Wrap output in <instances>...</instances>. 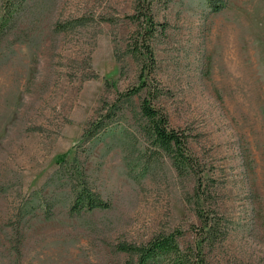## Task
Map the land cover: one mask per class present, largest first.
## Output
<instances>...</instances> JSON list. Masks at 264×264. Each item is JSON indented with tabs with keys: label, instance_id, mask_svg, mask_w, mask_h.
Instances as JSON below:
<instances>
[{
	"label": "rangeland",
	"instance_id": "rangeland-1",
	"mask_svg": "<svg viewBox=\"0 0 264 264\" xmlns=\"http://www.w3.org/2000/svg\"><path fill=\"white\" fill-rule=\"evenodd\" d=\"M3 2L0 22L13 13L0 32V264H125L120 242L174 232L195 244L198 211L225 230L210 264H264V0L151 4L164 28L148 82L210 188L198 205L195 176L140 129L144 89L134 107L122 95L140 84L125 49L135 0ZM74 164L109 207L69 211Z\"/></svg>",
	"mask_w": 264,
	"mask_h": 264
},
{
	"label": "trees",
	"instance_id": "trees-1",
	"mask_svg": "<svg viewBox=\"0 0 264 264\" xmlns=\"http://www.w3.org/2000/svg\"><path fill=\"white\" fill-rule=\"evenodd\" d=\"M5 1L4 4H12V9H16L24 0ZM152 1L135 0L134 12L130 16L135 26L127 37L125 49L136 61L140 84L137 88L127 90L122 95L134 107L132 97L139 90L144 89L145 94L139 98L137 103V110L141 116L140 129L154 150L163 152L169 157L175 171L180 174L192 173L195 176L194 191L198 205L201 199L206 200L210 188L201 182L203 176L201 170H198L199 162L187 147L186 134L180 128H174L169 124L163 108L154 103L158 97V89L148 82L152 79L155 65L152 41L155 33L162 32L164 28L162 23L155 20L151 12ZM208 1L213 11H218L223 6L219 0ZM8 9L9 6L4 7V12ZM12 13L9 11L5 13L6 16H3L2 22H0V32ZM104 117H108L107 112L101 114L99 119L88 122L89 126L85 129L88 131V135L99 131L103 126L101 122ZM70 169L72 172L68 177L72 191V203L69 208L71 213H77L82 209L92 210L110 206V203L101 198L89 185L80 165L74 164ZM196 215L199 224L191 226L197 239L195 244L181 247L174 232L155 233L146 242L140 244L120 242L117 246L118 249L126 252L129 256L125 264H210L206 248L222 238L225 230L221 227L219 217L202 211H198Z\"/></svg>",
	"mask_w": 264,
	"mask_h": 264
}]
</instances>
